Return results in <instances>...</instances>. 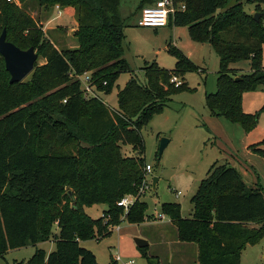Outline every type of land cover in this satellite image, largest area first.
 Listing matches in <instances>:
<instances>
[{"label": "trees", "instance_id": "16d2710c", "mask_svg": "<svg viewBox=\"0 0 264 264\" xmlns=\"http://www.w3.org/2000/svg\"><path fill=\"white\" fill-rule=\"evenodd\" d=\"M37 1L47 11L56 6L75 11L77 45L57 49L37 20L15 2L0 0V35L6 29L8 41L23 50L34 47L44 60L29 79L10 84L0 55V256L46 241L56 225L54 251L46 257L38 250L26 263L16 264H99L82 241L109 235L123 222L158 220L141 200L147 182L142 130L173 95L189 91L185 82L176 86L172 79L200 69L173 49L176 69L146 64L142 83L125 57L122 0ZM156 1L140 0L138 9ZM181 1L186 10L171 17L169 26H188L192 39L209 43L220 59L217 91L206 96L208 109L252 130L257 118L244 112L241 100L244 92L264 86V16L255 21L241 0ZM256 12L264 13V7L257 5ZM242 59L250 60L251 68L239 75L231 64ZM122 73L133 75L118 93L117 110L96 95L85 96L83 76L91 89L109 93ZM263 145L264 140L251 149L264 156ZM69 146L71 151L62 152ZM128 146L135 156L125 151ZM63 195L69 206L63 205ZM126 195L134 198L127 214L117 205ZM191 203L190 217L176 203L163 204L162 211L176 228L178 242L197 244L199 264H241L243 250L264 239V194L247 191L242 174L229 163L211 165ZM92 205L107 206L101 218L85 212ZM149 249L142 250L143 257L160 264Z\"/></svg>", "mask_w": 264, "mask_h": 264}, {"label": "rangeland", "instance_id": "374dc122", "mask_svg": "<svg viewBox=\"0 0 264 264\" xmlns=\"http://www.w3.org/2000/svg\"><path fill=\"white\" fill-rule=\"evenodd\" d=\"M241 1L246 13L254 11L257 5L264 6V0H260L258 4H251L248 0ZM12 2L18 4L37 20L38 25L43 29L46 36L53 41L57 49H72L77 45L74 35H67L69 30L77 29L75 11L64 10V12L61 11V14L54 10L47 11L44 7L39 6L37 0H25L23 2L13 0ZM139 3L140 0H122L120 7L126 24L124 34L128 48L125 57L137 79L142 83L145 81L142 67L146 64L156 63L163 69L175 70L177 58L172 52L173 49H178L182 54L189 57L200 71L183 74L179 83L185 82L189 91L173 95L167 108L155 114L142 130L145 143L143 157L145 165H150L152 171L147 172V185L143 189L144 193L141 200L148 205L147 214L155 216L159 221L148 217L142 223L144 227L141 228L139 225L123 222L119 227H115L109 235L95 236L82 241V246L96 255L99 264H111L113 262L116 264H150L143 257L142 250L146 248H139L136 243V239H145L142 236L143 233L150 241L149 255L157 256L162 251L163 253L158 256L160 264H173L177 258L171 257L166 252L167 247L164 248L156 244L160 235L159 231L162 233V231L168 230V234H172L176 230L168 217L163 215V204H179L182 215L190 217L193 210L192 197L196 194L201 181L206 177L209 168L216 161L221 164L229 161L232 163L234 159L232 152L234 151L243 161L240 163L250 173L249 179L244 177L247 188L249 190L262 189L264 193V158L257 155L249 158L245 149V145L250 144L248 141L255 140L254 143H257L264 140V86H259L257 90L246 91L242 94V109L245 113L253 114L257 118L252 130L245 131L239 125L214 116L207 107L206 96L217 91L220 59L216 50L209 43L195 42L186 25L172 24L157 29L139 26L141 17V10L138 9ZM262 26L264 27V19ZM37 64H44V60L39 58ZM231 67L240 70V75L241 71H249L251 61L248 59L238 60L232 63ZM262 68L264 70V44ZM133 74H120L109 93L92 89L91 93L84 92L85 96L96 95L110 109L117 110L119 107L118 93L127 85ZM30 75L25 80L29 79ZM81 82L84 89L86 84L84 76L81 78ZM85 117H87L86 111L83 114V118ZM162 138L168 139L169 143L161 158L158 159ZM72 149L73 146H69L62 152H69ZM125 151L135 156L130 146L126 147ZM154 178H158L155 190L152 187ZM85 183L83 182V184ZM69 186L68 184L65 188L68 191ZM62 202L66 206L71 203L65 195L62 197ZM84 209L91 218L96 220L103 216L107 206L92 205L85 206ZM165 224L168 226L167 229L160 227L165 226ZM57 233L58 228L54 225L46 241L36 246L28 243L23 248L10 250L0 256V264L26 263L38 250L44 251L47 257L56 249L55 236ZM182 244L185 245L183 249L186 252L190 251L191 254H194L195 251L196 253L197 244ZM176 248L182 249L180 245ZM263 248L264 239L255 245L247 246L242 252L241 264H264V258L263 261L256 260V257L261 259ZM190 257L191 255L183 258L184 260L190 259V263L194 264V260Z\"/></svg>", "mask_w": 264, "mask_h": 264}, {"label": "water", "instance_id": "95a60500", "mask_svg": "<svg viewBox=\"0 0 264 264\" xmlns=\"http://www.w3.org/2000/svg\"><path fill=\"white\" fill-rule=\"evenodd\" d=\"M264 16L262 12L254 13L255 21L259 22ZM76 29L69 30L68 36L74 35ZM0 55L5 62V68L10 74V84L23 82L35 69V65L39 59V54L34 47L23 50L16 46L14 43L7 40V31L4 29L0 35ZM240 78H236L239 80ZM169 140L162 138L159 146V159L161 158L164 150L168 146ZM158 178L153 179V189H156ZM68 195L73 199L72 192L69 191ZM75 204V203H74ZM139 248L149 247V242L145 239H136Z\"/></svg>", "mask_w": 264, "mask_h": 264}, {"label": "built area", "instance_id": "2783aa9c", "mask_svg": "<svg viewBox=\"0 0 264 264\" xmlns=\"http://www.w3.org/2000/svg\"><path fill=\"white\" fill-rule=\"evenodd\" d=\"M7 1L12 2L13 0ZM56 8L58 9L57 13L61 14V10H59L60 7L56 6ZM185 10L186 4L181 0H157L154 4L143 8L141 11L139 26L155 29L168 27L170 18L174 17L177 12H184ZM85 81L86 84L84 91L91 93L92 89L89 86V78L87 76L85 77ZM172 82L176 83V86L180 84L177 77H174ZM146 171L148 173L151 172L152 167L147 165ZM146 185L147 183L141 189L142 192ZM133 203L134 198L130 195H126L117 203V205L118 207L123 208L125 213H128Z\"/></svg>", "mask_w": 264, "mask_h": 264}, {"label": "crops", "instance_id": "0c3cea01", "mask_svg": "<svg viewBox=\"0 0 264 264\" xmlns=\"http://www.w3.org/2000/svg\"><path fill=\"white\" fill-rule=\"evenodd\" d=\"M264 7V6H263ZM54 11H58V9L55 7L54 9H53ZM59 10H61V11H63L61 8L59 9ZM64 12V11H63ZM251 14H254V11H252L251 12ZM51 22V21H50ZM77 25V24H76ZM250 70V69H249ZM247 139H248V137H246ZM249 143V145H245V149H246V151H247V156L249 157V158H252V156H255V155H257V156H260V157H263L264 158V156H262V155H260V154H257V153H255L252 149H251V146H253V145H255V144H258L260 141H258L257 143H254V142H256L255 140L254 141H248ZM252 143H254V144H252ZM247 144V143H246ZM261 149L262 150H264V145L263 146H261ZM235 152V151H234ZM234 152H232L233 153V161H232V163H229V164H231V166H233V167H235V168H237L239 171H240V173L242 174V178H243V180H244V177H247L248 179H249V171L248 170H246V168H244V166L240 163V162H243L240 158H239V156H237ZM237 152H238V150H237ZM237 158V159H236ZM251 171V170H250ZM245 182V181H244ZM245 185H246V183H245ZM261 188V187H260ZM246 189H247V191H251V190H249L248 188H247V185H246ZM253 190H255V189H253ZM257 190H260V189H257ZM260 192L261 193H263V191H262V189L260 190ZM264 194V193H263ZM139 227L141 228V227H144V225H139ZM161 228H168V226L165 224V226H160ZM250 227H257V226H254V225H250ZM161 228H159V229H161ZM171 229V228H170ZM173 230V229H172ZM159 233H160V235L158 236V239L156 240V244L157 245H159V246H162V247H164V248H166V252L167 253H169V255L171 256V257H173V258H180L179 260H175V261H173V264H191L190 263V259H188V260H184V258L183 257H187V256H190L191 255V259H193L194 260V264H199V259H198V254H199V249H198V247H196V253H195V251H194V254H191L190 253V251H188V252H186L185 251V249H183V247H185V245L184 244H182V243H180V242H178L177 241V237H176V239H175V236H176V230H174V233H172V234H168V230L165 232V231H162V233L159 231ZM142 236H144V238L149 242V246H150V241H149V238L147 239V237L144 235V233H143V235ZM154 238H156V237H154ZM180 245L181 247H182V249H180V250H178L176 247L178 246V245ZM186 245H190V244H186ZM187 247V246H186ZM164 248H163V250H164ZM183 251V252H182ZM163 252L162 251H160L159 252V255H157V256H160L161 254H162ZM264 254V248H263V251H262V255ZM261 255V259H259V257H256V260L257 261H263V258H264V256H262Z\"/></svg>", "mask_w": 264, "mask_h": 264}]
</instances>
